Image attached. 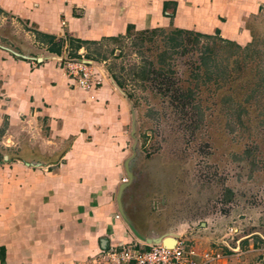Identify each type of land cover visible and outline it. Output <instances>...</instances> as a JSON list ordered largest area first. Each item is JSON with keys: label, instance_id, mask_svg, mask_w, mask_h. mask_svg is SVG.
<instances>
[{"label": "crops", "instance_id": "crops-1", "mask_svg": "<svg viewBox=\"0 0 264 264\" xmlns=\"http://www.w3.org/2000/svg\"><path fill=\"white\" fill-rule=\"evenodd\" d=\"M0 6L64 42L57 55L44 40L30 57L0 46V264H71L137 238L117 201L128 178V102L105 62L87 59L85 48L75 50L69 40L100 41L132 25L218 35L242 46L251 35L248 22L264 16V0H0ZM72 52L103 75L101 87L78 86L77 73L65 66ZM221 256L209 264H264V243Z\"/></svg>", "mask_w": 264, "mask_h": 264}, {"label": "rangeland", "instance_id": "rangeland-1", "mask_svg": "<svg viewBox=\"0 0 264 264\" xmlns=\"http://www.w3.org/2000/svg\"><path fill=\"white\" fill-rule=\"evenodd\" d=\"M246 26L245 50L194 33L173 48V27L90 46L129 105L121 206L131 231L177 235L198 254L264 243V16ZM34 32L0 6V46L39 55Z\"/></svg>", "mask_w": 264, "mask_h": 264}, {"label": "built area", "instance_id": "built-area-1", "mask_svg": "<svg viewBox=\"0 0 264 264\" xmlns=\"http://www.w3.org/2000/svg\"><path fill=\"white\" fill-rule=\"evenodd\" d=\"M65 66L72 73H77V84L80 88L89 91L102 86L103 75L81 59H71ZM127 182V177L122 178V183ZM116 218H120V215H116ZM175 239L172 247L162 243H149L139 237L126 243H110L87 259L71 264H199L198 260L200 264H209L222 257L219 253L198 254L179 237Z\"/></svg>", "mask_w": 264, "mask_h": 264}, {"label": "trees", "instance_id": "trees-1", "mask_svg": "<svg viewBox=\"0 0 264 264\" xmlns=\"http://www.w3.org/2000/svg\"><path fill=\"white\" fill-rule=\"evenodd\" d=\"M130 28H133L132 25H128L127 28H126V31H129ZM163 30L162 29H159V28H155V29H151V32H162ZM37 36H41L45 39V42L47 41V50L48 52L50 53H54V54H57L59 55L61 53V49H62V46L64 44L63 42V39L62 38H56L55 36H48V35H45V34H41L39 32H34ZM191 33H194L197 37H202V38H205V39H213V40H218L220 43H227V44H233L236 46V48H241L237 43H235L234 41H231V40H228V39H223L221 37H219L218 35H209V34H202V33H197V32H192V31H189V30H183V29H173L171 31H169L166 35L167 37L170 38V41L172 42V47L175 48L179 45H182V36L185 35V34H191ZM114 37H104L103 39H101L100 41H82V40H79V39H70L69 40V43L71 45V47L75 50H77L78 48L80 47H84L85 50H86V55L85 57L87 59H90V60H93L94 61V58L93 56L90 54V46L91 45H95V46H98L102 43V41H105L107 39H113ZM249 45H246L245 47L241 48L243 50H245ZM89 52V53H88ZM71 58H78L79 56L77 55V53H74L72 52L70 54Z\"/></svg>", "mask_w": 264, "mask_h": 264}, {"label": "water", "instance_id": "water-1", "mask_svg": "<svg viewBox=\"0 0 264 264\" xmlns=\"http://www.w3.org/2000/svg\"><path fill=\"white\" fill-rule=\"evenodd\" d=\"M17 54V53H16ZM18 56H20L19 54H17ZM41 61V59L39 60ZM128 161H126V170H127V176H128V180L130 181L131 178H132V175L131 173L128 171ZM127 183H123L120 188H119V191H118V196H117V201H118V205H119V209H120V213L122 214L123 218L125 219V221L127 223L128 220H127V217L125 216V213L122 209V206H121V195H122V192L125 188ZM130 224V223H129ZM131 226V225H130ZM132 229V231L137 235V237H139L140 239H143L149 243H162L163 245L167 246V247H172L175 242H176V239H175V236H172V235H164V236H159V237H154L152 236L151 238H143V237H140L135 230H133V227L131 226L130 227ZM105 244H107V241H105Z\"/></svg>", "mask_w": 264, "mask_h": 264}]
</instances>
